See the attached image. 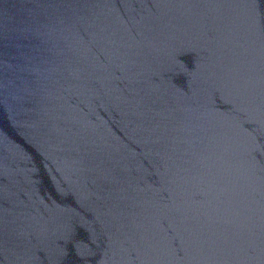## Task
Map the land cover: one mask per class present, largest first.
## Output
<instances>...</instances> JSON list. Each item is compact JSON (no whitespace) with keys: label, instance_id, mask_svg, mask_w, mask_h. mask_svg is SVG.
I'll return each instance as SVG.
<instances>
[{"label":"water","instance_id":"95a60500","mask_svg":"<svg viewBox=\"0 0 264 264\" xmlns=\"http://www.w3.org/2000/svg\"><path fill=\"white\" fill-rule=\"evenodd\" d=\"M0 264H264V0H0Z\"/></svg>","mask_w":264,"mask_h":264}]
</instances>
